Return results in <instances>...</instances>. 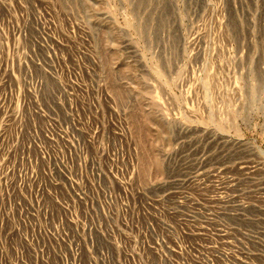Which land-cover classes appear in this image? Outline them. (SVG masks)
Segmentation results:
<instances>
[{
    "label": "rangeland",
    "instance_id": "1",
    "mask_svg": "<svg viewBox=\"0 0 264 264\" xmlns=\"http://www.w3.org/2000/svg\"><path fill=\"white\" fill-rule=\"evenodd\" d=\"M0 264H264V0H0Z\"/></svg>",
    "mask_w": 264,
    "mask_h": 264
},
{
    "label": "bare ground",
    "instance_id": "2",
    "mask_svg": "<svg viewBox=\"0 0 264 264\" xmlns=\"http://www.w3.org/2000/svg\"><path fill=\"white\" fill-rule=\"evenodd\" d=\"M206 81H204L205 83ZM206 85V83H205ZM206 97L209 99V89L207 88V85H206ZM146 119L147 121H151V117L146 115ZM218 119H215V117L213 116V114H210V116L207 118V121H206V125H211V126H214V128L216 130H219V131H223V127L221 125H218V124H215V122H218L220 124L219 121H217ZM161 135V134H160ZM162 138L163 139H166V137H164V134L162 133ZM150 148H151V145H150ZM151 155L149 157V162H146L145 164V172L151 170V169H154L156 171H160L161 169V166L159 164V161L157 159V157L153 154V149L151 148ZM260 154L263 155V152H259ZM243 168V167H242ZM247 167H244L243 169H246ZM157 174V172H155ZM158 175V174H157Z\"/></svg>",
    "mask_w": 264,
    "mask_h": 264
}]
</instances>
